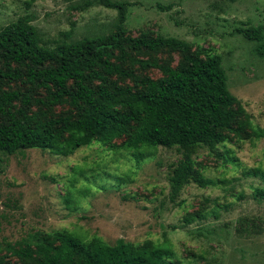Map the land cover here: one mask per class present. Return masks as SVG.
<instances>
[{"label": "rangeland", "instance_id": "rangeland-1", "mask_svg": "<svg viewBox=\"0 0 264 264\" xmlns=\"http://www.w3.org/2000/svg\"><path fill=\"white\" fill-rule=\"evenodd\" d=\"M88 1L0 0V28L29 16L48 46L112 31L118 10ZM114 1L133 3L126 22L130 34L175 36L221 55L230 90L264 130V52L259 50L264 39L251 41L235 32L264 25V0ZM156 56L179 60L176 52ZM146 73L161 76L156 69ZM124 139L114 140V146L94 141L68 154L41 148L0 153V249L35 231L67 229L135 245L160 243L166 233L167 264H264V196L257 193L264 180L250 173L264 169V136H234L216 151L201 147L194 157L202 174L217 183L190 182L176 201L169 197L170 177L182 151L163 145L125 149ZM198 209H204L202 219L184 222L187 211Z\"/></svg>", "mask_w": 264, "mask_h": 264}, {"label": "trees", "instance_id": "trees-1", "mask_svg": "<svg viewBox=\"0 0 264 264\" xmlns=\"http://www.w3.org/2000/svg\"><path fill=\"white\" fill-rule=\"evenodd\" d=\"M94 1L118 10L109 33L48 46L29 16L0 28V153L41 148L68 154L94 141L114 146V140L125 137V149L163 145L182 151L170 177L171 201L190 182L216 184L202 174L194 157L198 150L216 151L234 136H264L230 90L222 56L175 36L132 35L126 22L133 3L88 4ZM235 32L251 41L264 39V25ZM259 50L264 52V46ZM163 51L178 53L179 60L156 56ZM152 69L161 76L146 73ZM14 82L21 87H12ZM39 91L44 95L35 96ZM57 106L67 108L57 111ZM250 173L264 180V169ZM257 193L264 196L263 189ZM204 216V209L187 211L183 220L191 224ZM170 244L166 233L160 243L135 245L67 229L35 231L14 243L5 241L0 264H167Z\"/></svg>", "mask_w": 264, "mask_h": 264}]
</instances>
